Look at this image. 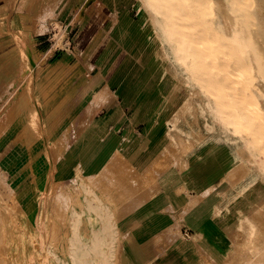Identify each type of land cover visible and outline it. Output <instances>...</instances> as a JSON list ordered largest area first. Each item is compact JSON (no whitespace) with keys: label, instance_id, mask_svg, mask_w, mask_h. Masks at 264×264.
Wrapping results in <instances>:
<instances>
[{"label":"bare ground","instance_id":"obj_1","mask_svg":"<svg viewBox=\"0 0 264 264\" xmlns=\"http://www.w3.org/2000/svg\"><path fill=\"white\" fill-rule=\"evenodd\" d=\"M82 1L78 2L80 7L70 19L71 23L84 24L88 21V15L82 9L88 0ZM96 1L98 5L110 3L107 6L119 7L123 0ZM186 1L135 0V5L144 16V23L141 24L144 25L143 31H140V26L131 31L133 26L123 21L126 14L116 15L113 11L115 18H111L100 32L101 38L109 37L110 45L117 44L126 49L127 57L121 64V72L115 77V83L121 82V91L128 97L131 92L137 94L133 97L136 109L134 115H137L132 117V123L151 118L146 134L136 137L138 150L128 154L127 160L132 163L134 160L149 161L153 158L158 163L159 171L176 166L183 173L194 160L209 155V151L218 143H228L233 156L228 179L237 185L244 178L249 181L246 185L240 184L236 201L224 199L217 205L215 218L231 237L233 244L226 259L217 263L207 259L206 264H264V72H261L264 64L258 47L261 43L253 34L245 37L241 43V37L236 31L233 38L220 35L217 44L213 40L212 43H203L195 20L198 17L194 18L195 14L186 5ZM42 10L35 15L33 32L45 31L48 23L57 31L62 29L57 18L61 9L45 10L44 13ZM214 13L216 28L226 35L230 22L226 20L227 11L221 9ZM241 17H235L233 27L240 25ZM42 18L44 23L39 22ZM246 29L251 30L244 25L238 32H245ZM8 35H13L11 29ZM55 35V48H66V43H69L67 32L61 30ZM2 36L5 34L0 32ZM18 43L19 48H22L21 42ZM241 47L251 48L253 59L257 62L252 65V84L245 88H240L235 78L243 76L242 73L235 75L231 71L235 64L242 63ZM237 48L238 52L235 50ZM214 50L222 54L220 59L213 55ZM105 57L101 58V64ZM84 60L80 57L79 63L84 64ZM151 63H154L152 68L158 66L159 71L145 73V68ZM9 70L5 68L0 71V129L6 122L1 120L3 116L9 113L14 117L26 105L25 93L29 89L26 90L24 84L30 85L34 75L32 66L22 80L12 85V73ZM154 80H157L158 86L151 89L149 85ZM141 84L145 87H139ZM142 97L145 104L141 102ZM149 99H157V103L149 107ZM94 109L93 106L87 108L89 112ZM7 170L0 164V264H45V256L52 264L118 263L121 233L117 202L113 199L111 202L106 195L98 193L93 183L79 176L77 186L80 192L76 193L78 200L73 203V196L67 193L66 216L61 212L67 224V242L61 246L56 243V233L48 224V211L44 216L41 214L36 218L35 225V217L21 207V196L14 194L13 185L6 182ZM129 171L131 169L125 171L129 175V178L126 176L129 186H135V175L130 177ZM151 184L152 181L149 189L137 199L139 202L132 200L129 203L130 207L157 194V186ZM180 190L185 191L186 188L181 186ZM131 192L134 193L133 190ZM228 192L223 191V196L227 197ZM48 202L43 200V205H48ZM39 242H42V250L41 245L38 248Z\"/></svg>","mask_w":264,"mask_h":264},{"label":"crops","instance_id":"obj_2","mask_svg":"<svg viewBox=\"0 0 264 264\" xmlns=\"http://www.w3.org/2000/svg\"><path fill=\"white\" fill-rule=\"evenodd\" d=\"M124 1L118 7L121 15L125 11L130 14L129 8L120 10ZM91 8L95 9L90 19L84 24L80 22L77 33H70L66 48H55L53 37L47 33L16 30L15 26L24 21L14 12L9 17H0V23L8 18L14 34L0 42V71L10 68L13 85L29 72V62L34 68L31 84H24L29 89L25 93L26 105L14 117L7 113L1 118L6 120L0 129V164L8 169L6 182L13 185L14 194L21 196L20 205L30 215L36 195L41 192L43 195L52 185L67 188L66 194L70 193L73 203L76 202V193L80 192L77 179L81 176L111 202L113 199L116 203L124 195L122 203H116L120 211L119 228L122 237L134 247L167 251L166 264H206L207 259L215 263L226 259L233 241L214 212L224 200L222 187L233 163L231 146L224 141L218 143L209 155L194 160L183 173L176 166L159 171L153 158L128 161V154L139 148L136 137L144 136L148 130L147 127L143 132L140 126L151 118L132 123V117L137 115L133 101L137 94L131 92L128 97L121 91V82L115 83L127 57L126 49L110 45L109 37H100L114 12L105 5L95 15L96 3ZM129 16L131 24L138 28L141 23ZM96 27L100 31L92 32ZM16 39L25 41L27 48H19ZM103 56L106 63L101 64ZM80 57L86 58L84 64L79 63ZM152 65L144 72L159 71L158 66ZM156 81L149 85L151 89L158 86ZM156 103L157 99H149L147 106ZM89 106L96 110L89 112ZM128 169L130 177L135 175V186H129ZM151 181L158 188L157 194L130 207L132 200L138 201L149 189ZM181 186L186 190H180ZM132 190L134 193L128 199V191ZM49 197H42V216L49 209L44 208L47 205H43V200L46 202Z\"/></svg>","mask_w":264,"mask_h":264},{"label":"rangeland","instance_id":"obj_3","mask_svg":"<svg viewBox=\"0 0 264 264\" xmlns=\"http://www.w3.org/2000/svg\"><path fill=\"white\" fill-rule=\"evenodd\" d=\"M79 1L82 0H0V17H9L12 12H14L18 17L20 16L21 20L23 19L24 23L17 24L15 27L16 30L20 31H28L30 30L31 33L34 34H49L50 37H53L54 43H55V37L56 33H60L61 30H64L67 32L68 40L70 37V33H77L80 30V23L79 22H70V19L73 17L75 11L80 7ZM83 2V1H82ZM108 2V1H107ZM96 3L98 6V9L95 10V15L97 13L102 12L105 5L109 4H97L96 0H88L84 3L83 6V13H87L88 20L90 19L91 11L94 9L91 8V6ZM264 0H187L186 5L192 9V13L195 14L198 18L195 19L198 22L199 25V32L201 36V41L203 43L211 42V40L215 41V44L219 41V36L223 35L224 37H232L234 36V33L236 31V34L239 35L241 38L239 39L240 42L244 40L245 37L249 36L250 34H253L256 36L257 41L261 43L259 45V51L261 52V58L262 63L264 64ZM135 0H125L120 7V10H124L129 8L131 17L135 19V22L143 24V18L141 10L138 9L137 5H135ZM50 5V6H49ZM110 8L116 13H119L118 7H115L110 5ZM44 13L45 10H57L61 9V13L57 16L59 21L61 22V28L57 31V29L53 28L48 23V28L45 31H42L40 33L33 32V21L35 19V15L38 11H41ZM224 9L225 12L227 11V19L230 21L228 23L229 27L227 28V31L225 32L226 35L222 34V32L216 28V20L214 19V11L215 10H221ZM98 11V12H97ZM253 12V13H252ZM106 16H110V13L108 11L105 12ZM126 14V18L124 17V23L130 24V26H133L131 31L137 30L134 25L131 24V21L129 20V11L124 12ZM14 14V15H15ZM229 14V15H228ZM241 17V23L240 25H236V27H233V20L235 17L240 16ZM43 16V15H42ZM229 16V17H228ZM115 18V17H112ZM118 19V18H117ZM5 22V23H4ZM40 23H44L45 20L42 18V20L39 21ZM143 22V23H142ZM134 23V22H133ZM140 24V31H143V26ZM246 25V27H250L251 30L248 31L246 29L245 32H238L241 26ZM11 29L10 24L8 23V18L3 19V23H0V32L5 34L4 37H11L12 35H8L9 30ZM12 31V29H11ZM100 31V29L93 28L92 32ZM13 32V31H12ZM14 35V34H13ZM213 37V39H211ZM2 38L0 37V42H2ZM21 42V45L24 47L26 45L25 41L22 40H16L15 42ZM70 43V40H69ZM212 43V42H211ZM68 44V42L66 43ZM241 46V45H240ZM236 52H238V48L235 49ZM229 50H226V52ZM231 52L233 50H230ZM240 53L242 54V63L241 64H235L233 68H231V71L238 75L242 73L243 76L241 77H235L238 79V84L240 88L249 87L252 82V70H253V64H257L256 61L253 59V50L251 48H240ZM126 53V51L124 52ZM213 55L220 59L222 57V54L219 53V50H214ZM221 56V57H220ZM154 64V63H153ZM32 68V64L29 62V69ZM261 72H264V66L261 69ZM131 112V111H130ZM150 122V121H149ZM149 122H144L143 125L140 126L143 132L146 131V128L148 127ZM5 169V168H4ZM249 179H242L237 184L231 183L230 179H226L223 184V190H229L227 197H224V199H227V201L235 199V201L238 198L239 189L241 188V185L248 184ZM232 186V188H231ZM231 189V190H230ZM65 189L56 188L55 185H52L46 193L42 195V192L36 195L34 199V208L31 210L30 216L35 217V225H36V218L42 214V197H48L50 196V199L47 198L48 205L44 208L47 209V217L49 216L48 224L52 228L53 233L56 235V243L58 245H65L67 242V229L65 228V225L67 227L66 222H64L65 217L64 215L68 209L66 207L67 203V195ZM132 192L128 191L127 196L130 197ZM118 195V194H117ZM120 195V194H119ZM122 196V194L120 195ZM64 197V198H63ZM129 199V198H128ZM64 201V202H63ZM117 203H122L121 199H116ZM119 201V202H118ZM65 203V205H64ZM45 209V210H46ZM61 212H65L64 214ZM66 216V214H65ZM53 226H55L53 228ZM57 228V229H56ZM59 230V231H58ZM186 234V232H184ZM42 242L38 243V248H40V245ZM42 250V245L41 248ZM44 251V250H43ZM45 256V255H44ZM118 259L117 264H166L165 260L167 258V251L164 252L160 248H149V247H134L130 241L124 238V236L119 240V253H118ZM45 264L49 263L52 264L50 259L48 262V259L46 256L44 257ZM164 262V263H163ZM178 264V263H176Z\"/></svg>","mask_w":264,"mask_h":264}]
</instances>
